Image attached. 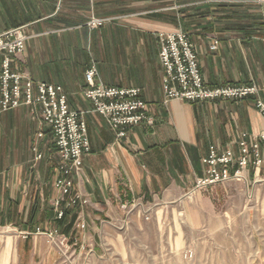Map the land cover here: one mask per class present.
<instances>
[{"label":"crops","instance_id":"0c3cea01","mask_svg":"<svg viewBox=\"0 0 264 264\" xmlns=\"http://www.w3.org/2000/svg\"><path fill=\"white\" fill-rule=\"evenodd\" d=\"M92 19L102 24L91 28ZM16 27H23L27 40L13 67L35 81L61 86L68 108L83 114L90 152L73 178V192L87 204L56 219L52 133L36 126V110L9 111L0 122V228L31 235L54 230L85 243L136 217L131 210L138 205L157 216L181 200L204 176L201 160L211 145L237 149L243 135L264 131L251 99L164 102L158 60V35L183 30L206 86L254 83L264 100L260 0H0V34ZM92 62L104 86L141 91L152 125L141 123L116 138L81 93ZM31 240L32 258L43 239Z\"/></svg>","mask_w":264,"mask_h":264},{"label":"built area","instance_id":"2783aa9c","mask_svg":"<svg viewBox=\"0 0 264 264\" xmlns=\"http://www.w3.org/2000/svg\"><path fill=\"white\" fill-rule=\"evenodd\" d=\"M101 24V20L92 19L88 26L96 28ZM26 40L23 27L0 34V115L20 108L36 110L42 127L52 133L57 154L53 180L57 198L53 202V210L56 219L61 220L66 209L87 204L85 199H80L73 192V178L80 173L82 159L90 152L86 122L81 112L68 108L67 96L61 86L35 81L13 67L15 57L24 52ZM217 45V42H213L212 50ZM158 46L164 102L224 103L251 99L254 109L264 119V100L260 98V89L254 83L223 87L204 84L193 44L183 30L160 33ZM97 75V64L92 62L84 71L86 86L81 93L118 140L130 128L141 123L153 124V120L147 116V105L141 99L138 88L104 86L97 81ZM37 137H42V129ZM36 158L40 159V154L36 153ZM201 162L206 170L204 176L197 180L196 188L224 183L231 177L241 179L249 164L255 173L262 169L264 171V131L250 138L243 135L236 151L230 147L222 150L211 145ZM44 234L49 238L57 237L62 246L67 243V238L57 235L56 231Z\"/></svg>","mask_w":264,"mask_h":264},{"label":"rangeland","instance_id":"374dc122","mask_svg":"<svg viewBox=\"0 0 264 264\" xmlns=\"http://www.w3.org/2000/svg\"><path fill=\"white\" fill-rule=\"evenodd\" d=\"M242 176L194 185L157 216L138 205L136 217L85 243L0 228V264H264V171L249 164ZM37 235L43 241L31 258Z\"/></svg>","mask_w":264,"mask_h":264}]
</instances>
